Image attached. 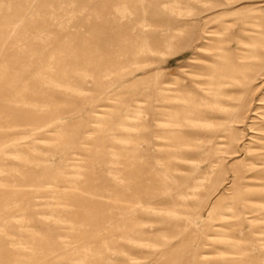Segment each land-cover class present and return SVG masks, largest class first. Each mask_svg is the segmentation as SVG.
<instances>
[{
    "label": "rangeland",
    "instance_id": "rangeland-1",
    "mask_svg": "<svg viewBox=\"0 0 264 264\" xmlns=\"http://www.w3.org/2000/svg\"><path fill=\"white\" fill-rule=\"evenodd\" d=\"M1 16L0 264H264V0Z\"/></svg>",
    "mask_w": 264,
    "mask_h": 264
},
{
    "label": "bare ground",
    "instance_id": "bare-ground-1",
    "mask_svg": "<svg viewBox=\"0 0 264 264\" xmlns=\"http://www.w3.org/2000/svg\"><path fill=\"white\" fill-rule=\"evenodd\" d=\"M117 7H119L118 5H116V7L115 8H117ZM115 11H117L118 13H123L124 12V10L123 9H121L120 7L119 8H117V9H115ZM0 18H5V17H3V16H1ZM9 28H12L10 25H7L6 27H4V26H2V25H0V32H2V33H4V29H5V31H7V29H9ZM263 45V44H262ZM242 49V48H241ZM249 51H251V50H249ZM252 51H253V49H252ZM243 52V51H242ZM245 53V52H244ZM244 53H242L243 55H244ZM251 53H253V54H255L254 53V51L253 52H251ZM242 55V56H243ZM251 56H253L252 54H251ZM244 57V56H243ZM244 59V58H243ZM239 63V62H238ZM20 64V63H19ZM215 64V63H214ZM234 64V63H233ZM28 65V63L27 64H22V66L23 67H25V66H27ZM237 66V65H236ZM233 67V66H232ZM8 68V65H5V67H4V65L0 68V79L2 78V76L4 75V73H5V69H7ZM217 71V70H216ZM243 71V70H242ZM214 79V78H213ZM213 79H211V81L213 80ZM219 80V79H218ZM194 83V82H193ZM226 84V83H225ZM218 87H220V86H218ZM223 87V86H222ZM210 88V87H209ZM212 88V87H211ZM213 89V88H212ZM210 92V91H209ZM224 92V91H223ZM212 93V92H211ZM215 93V92H214ZM227 93V92H226ZM214 95V94H213ZM217 95V94H216ZM33 114H30V115H28V116H25L24 118L25 119H29L30 117H32L33 115H36V113L35 112H32ZM176 120V119H175ZM164 123H166V122H164ZM160 125H163V123H161ZM166 126H168V125H166ZM171 126H173V125H171ZM177 127V126H176ZM175 127V128H176ZM160 130V129H159ZM157 131V130H156ZM177 131V130H176ZM161 132V131H160ZM159 132V133H160ZM164 132V131H163ZM166 133V132H165ZM168 133V132H167ZM174 134V133H173ZM167 141V140H166ZM169 143V142H168ZM28 257V256H27ZM28 258H30V257H28ZM24 259H25V257H24ZM27 260V259H26Z\"/></svg>",
    "mask_w": 264,
    "mask_h": 264
}]
</instances>
